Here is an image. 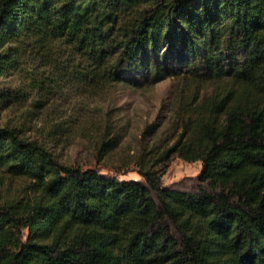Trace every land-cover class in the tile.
I'll use <instances>...</instances> for the list:
<instances>
[{
  "label": "trees",
  "instance_id": "16d2710c",
  "mask_svg": "<svg viewBox=\"0 0 264 264\" xmlns=\"http://www.w3.org/2000/svg\"><path fill=\"white\" fill-rule=\"evenodd\" d=\"M138 75L172 81L169 142L140 178L0 121V264H264V0H0V110L58 114L67 140L76 97ZM88 122L99 160L118 131ZM171 154L201 161L193 188L162 184Z\"/></svg>",
  "mask_w": 264,
  "mask_h": 264
},
{
  "label": "rangeland",
  "instance_id": "374dc122",
  "mask_svg": "<svg viewBox=\"0 0 264 264\" xmlns=\"http://www.w3.org/2000/svg\"><path fill=\"white\" fill-rule=\"evenodd\" d=\"M9 79L14 82V77ZM137 79L142 80V77L138 75ZM171 83L169 77L153 84L143 80L141 84L119 82L96 97H76V105L82 104L80 111L85 119L84 126L82 129L71 127L67 140L63 139L66 134L62 130L66 123L58 125L61 120L58 114L54 116L47 110L30 120H20L11 111L0 110V121H10L20 126L24 135L41 140H46L45 134L53 128V137L47 143L62 162L81 167L96 165L101 172L121 179L140 178L139 164L156 161L159 152L169 142L166 129L171 119ZM61 113L67 115V120L75 114L68 106ZM89 119L107 122L113 131H118V144L99 160L94 149L97 130L87 124ZM158 168L163 185L191 189L197 184L201 161H187L171 154L158 164Z\"/></svg>",
  "mask_w": 264,
  "mask_h": 264
}]
</instances>
